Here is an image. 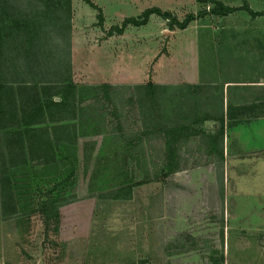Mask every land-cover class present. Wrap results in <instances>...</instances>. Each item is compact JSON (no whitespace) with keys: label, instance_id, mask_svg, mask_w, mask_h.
Wrapping results in <instances>:
<instances>
[{"label":"rangeland","instance_id":"374dc122","mask_svg":"<svg viewBox=\"0 0 264 264\" xmlns=\"http://www.w3.org/2000/svg\"><path fill=\"white\" fill-rule=\"evenodd\" d=\"M92 1L103 25L86 0L68 8L75 133L56 156L40 151L48 162L6 164L10 216L0 160V264H264V15H217L214 0ZM151 6L206 14L107 33Z\"/></svg>","mask_w":264,"mask_h":264},{"label":"trees","instance_id":"16d2710c","mask_svg":"<svg viewBox=\"0 0 264 264\" xmlns=\"http://www.w3.org/2000/svg\"><path fill=\"white\" fill-rule=\"evenodd\" d=\"M86 1L98 9V22L103 25L102 8L92 0ZM214 2L210 12L217 15L239 9L248 11L252 17L264 15V10L253 9L248 4L234 6L221 0ZM69 5L70 0H34L27 1L22 7L13 0H0V129L1 139L6 142L10 155L2 153L0 158L4 216L18 212L6 164L18 163L13 156L22 157L24 164L33 159L48 162V153L45 155L40 151L47 149L51 152L49 155L56 156L55 145L75 133L71 128L76 124L69 122L75 118L77 107V86L71 78L67 34L70 29ZM152 14L166 16L171 25L184 28L206 12H189L180 20L168 10L151 6L139 16H127L120 25H111L107 33H121L128 24H145ZM55 96L59 99L55 100ZM224 126V117H221L222 130ZM15 146L20 147L16 155L13 153ZM117 194L113 197H121ZM39 203L38 209L46 219L56 215L53 200Z\"/></svg>","mask_w":264,"mask_h":264}]
</instances>
